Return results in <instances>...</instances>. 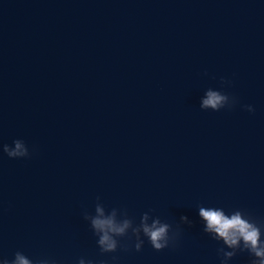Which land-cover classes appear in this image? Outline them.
Instances as JSON below:
<instances>
[{
  "label": "water",
  "instance_id": "obj_1",
  "mask_svg": "<svg viewBox=\"0 0 264 264\" xmlns=\"http://www.w3.org/2000/svg\"><path fill=\"white\" fill-rule=\"evenodd\" d=\"M208 90L231 108L202 110ZM95 205L179 238L102 255ZM198 205L264 221V0H0V255L221 264Z\"/></svg>",
  "mask_w": 264,
  "mask_h": 264
},
{
  "label": "clouds",
  "instance_id": "obj_2",
  "mask_svg": "<svg viewBox=\"0 0 264 264\" xmlns=\"http://www.w3.org/2000/svg\"><path fill=\"white\" fill-rule=\"evenodd\" d=\"M230 81L221 78V84H230ZM229 94L225 92H217L208 90L206 98L203 99L201 109H211L219 111L226 107V101ZM244 108L248 112H254L255 109L251 105H245ZM15 149H9L4 145L3 151L9 158H28L31 153L26 144L22 146L20 140H14ZM99 201V197H97ZM120 211L126 218L122 223H117L116 212ZM95 216L84 213V219L90 222V228L93 234L98 238L97 245L100 253H114L122 247L121 239L127 238L131 241L135 237L134 248L137 252L141 251L144 244V238L155 251H162L170 245H175L180 235V226H173L162 221L159 217H154L151 224H148L149 212H145L140 216L139 223H135L134 219L128 216L127 210L112 208L108 216H105V208L95 205ZM198 215L203 222V232L212 240L221 242L222 246L217 249L218 255L221 257V264H228L239 253L247 252L253 259L251 264H264V221L253 218L249 213L241 209L232 210L226 213L223 208L205 207L198 205ZM182 224L192 225V221L187 216H181ZM131 229V231H129ZM225 249H228L227 251ZM124 250H128L126 247ZM0 264H58L51 257L30 258L22 251H16L13 258L0 255ZM78 264H85V259L80 258ZM87 264H96L95 261L88 260ZM99 264H104L100 261Z\"/></svg>",
  "mask_w": 264,
  "mask_h": 264
}]
</instances>
